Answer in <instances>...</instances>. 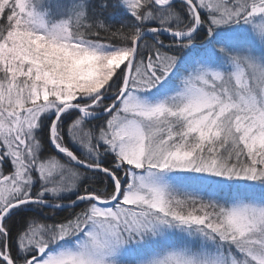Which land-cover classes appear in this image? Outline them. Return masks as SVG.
I'll list each match as a JSON object with an SVG mask.
<instances>
[{
  "label": "snow or ice",
  "instance_id": "snow-or-ice-1",
  "mask_svg": "<svg viewBox=\"0 0 264 264\" xmlns=\"http://www.w3.org/2000/svg\"><path fill=\"white\" fill-rule=\"evenodd\" d=\"M0 264H264V0H0Z\"/></svg>",
  "mask_w": 264,
  "mask_h": 264
}]
</instances>
